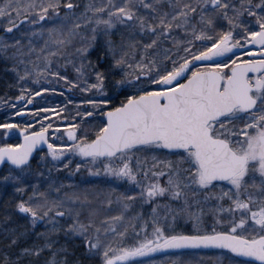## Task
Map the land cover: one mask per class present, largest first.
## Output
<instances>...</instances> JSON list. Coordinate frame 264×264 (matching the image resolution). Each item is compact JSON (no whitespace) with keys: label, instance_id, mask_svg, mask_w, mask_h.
Instances as JSON below:
<instances>
[{"label":"snow or ice","instance_id":"obj_1","mask_svg":"<svg viewBox=\"0 0 264 264\" xmlns=\"http://www.w3.org/2000/svg\"><path fill=\"white\" fill-rule=\"evenodd\" d=\"M0 92V264H264V0H0Z\"/></svg>","mask_w":264,"mask_h":264},{"label":"trees","instance_id":"obj_2","mask_svg":"<svg viewBox=\"0 0 264 264\" xmlns=\"http://www.w3.org/2000/svg\"><path fill=\"white\" fill-rule=\"evenodd\" d=\"M69 74L71 75V69H69ZM0 94H2V92H0ZM66 95H68V93H66ZM74 98L78 99L79 98V94L78 93H73L71 94ZM47 103V106H55L56 103H60L63 106V103H65L64 97L58 96V95H47L45 97ZM30 107V106H29ZM69 109L71 110L73 108V105H69L68 106ZM7 110L5 108H3L2 106H0V119H2L4 117V113ZM19 121H23L25 119H31L30 117H18L16 118ZM18 139V137H13L11 142H16ZM74 166V165H73ZM81 177L86 178L88 180H95L96 178L94 177H88L87 173L84 172L82 170V172L80 174L77 175V177L75 179L79 180ZM200 253H206V254H214V251H200Z\"/></svg>","mask_w":264,"mask_h":264},{"label":"rangeland","instance_id":"obj_3","mask_svg":"<svg viewBox=\"0 0 264 264\" xmlns=\"http://www.w3.org/2000/svg\"><path fill=\"white\" fill-rule=\"evenodd\" d=\"M200 256H203L205 264H215V254L200 253L199 256L194 258V264H199ZM162 257H158L161 259Z\"/></svg>","mask_w":264,"mask_h":264}]
</instances>
